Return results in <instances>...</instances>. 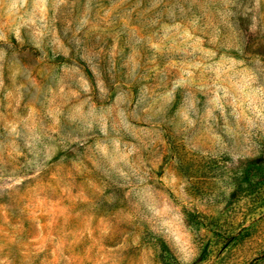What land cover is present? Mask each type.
<instances>
[{"label": "rangeland", "instance_id": "374dc122", "mask_svg": "<svg viewBox=\"0 0 264 264\" xmlns=\"http://www.w3.org/2000/svg\"><path fill=\"white\" fill-rule=\"evenodd\" d=\"M0 264H264V0H0Z\"/></svg>", "mask_w": 264, "mask_h": 264}]
</instances>
